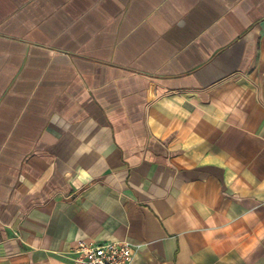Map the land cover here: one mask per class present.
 I'll return each instance as SVG.
<instances>
[{"label": "crops", "instance_id": "0c3cea01", "mask_svg": "<svg viewBox=\"0 0 264 264\" xmlns=\"http://www.w3.org/2000/svg\"><path fill=\"white\" fill-rule=\"evenodd\" d=\"M264 264V0H0V264Z\"/></svg>", "mask_w": 264, "mask_h": 264}, {"label": "built area", "instance_id": "2783aa9c", "mask_svg": "<svg viewBox=\"0 0 264 264\" xmlns=\"http://www.w3.org/2000/svg\"><path fill=\"white\" fill-rule=\"evenodd\" d=\"M72 253V264H130L134 249L126 242L78 241Z\"/></svg>", "mask_w": 264, "mask_h": 264}]
</instances>
